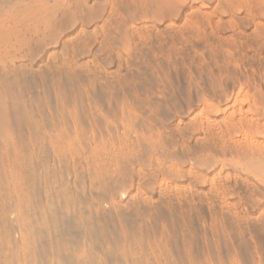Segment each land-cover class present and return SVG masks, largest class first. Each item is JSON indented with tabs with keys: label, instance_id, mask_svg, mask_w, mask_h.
<instances>
[{
	"label": "rangeland",
	"instance_id": "obj_1",
	"mask_svg": "<svg viewBox=\"0 0 264 264\" xmlns=\"http://www.w3.org/2000/svg\"><path fill=\"white\" fill-rule=\"evenodd\" d=\"M0 264H264V0H0Z\"/></svg>",
	"mask_w": 264,
	"mask_h": 264
}]
</instances>
